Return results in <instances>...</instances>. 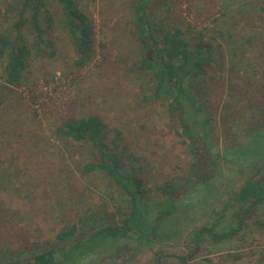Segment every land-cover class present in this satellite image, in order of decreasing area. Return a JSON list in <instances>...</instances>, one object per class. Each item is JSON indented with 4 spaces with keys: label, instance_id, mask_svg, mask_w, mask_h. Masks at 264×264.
Wrapping results in <instances>:
<instances>
[{
    "label": "rangeland",
    "instance_id": "obj_1",
    "mask_svg": "<svg viewBox=\"0 0 264 264\" xmlns=\"http://www.w3.org/2000/svg\"><path fill=\"white\" fill-rule=\"evenodd\" d=\"M137 1L78 0L96 34L95 54L85 66L75 63L56 0L48 5L53 24L43 23L41 16L54 56H30L15 84L4 78L7 58L0 60V261L28 264L36 246L51 242L58 248L57 264H185L181 257L191 264H210L209 259L264 264V204L235 237L219 241L205 233L198 244L195 234L203 226L216 232L238 227L240 188L255 175L264 177V2L147 1L154 21L179 24L187 39L201 37L212 46L207 75L197 88L204 89L210 119L203 126L205 138L222 157L214 166L211 151L197 158L184 143L180 119L170 118L168 99L155 94L152 71L140 67L144 51L134 18ZM17 3L0 0V36L15 37ZM23 30L31 42V21ZM90 114L107 125V144L117 140L126 147V170L143 177L153 215L167 198L159 186L177 184L178 198L162 204L169 216L159 233L143 241L135 234L107 238L96 251L68 257L73 242L119 221L120 210L129 205L105 170H86L100 161L99 151L58 132L70 116ZM73 223L79 224L77 234L59 242L57 234ZM193 249L197 252L189 260Z\"/></svg>",
    "mask_w": 264,
    "mask_h": 264
},
{
    "label": "trees",
    "instance_id": "obj_2",
    "mask_svg": "<svg viewBox=\"0 0 264 264\" xmlns=\"http://www.w3.org/2000/svg\"><path fill=\"white\" fill-rule=\"evenodd\" d=\"M56 1L62 6L63 24L70 32L75 47L78 57L75 63L78 66H85L95 54L94 23L81 8L78 0ZM147 1H137L134 8V18L138 24V35L142 40L144 51L140 67L152 71L155 79V94L168 99L170 118L180 119L179 134L184 143L189 145L193 155L199 158L203 151L206 153L209 150L214 155L208 156L209 161L213 162L214 166H219L221 153L216 151L212 143L205 138L206 132L203 130V126L210 120L205 117L204 108L207 105L202 95L204 89L197 88V81L207 75V67L212 59V46L201 37L198 42L187 39L186 29L179 24L171 26L154 21ZM49 3L50 0H18L17 20L14 22L16 35L12 39L0 36V60L7 58L4 75L6 82L15 84L22 80L27 60L33 54L54 56L55 49L45 37L43 28V23L50 26L54 22V15L48 8ZM262 9L264 11V4ZM41 16L44 18L43 23ZM28 21L32 24L31 42L23 30ZM1 105L0 96V107ZM106 128L107 125L100 115L90 114L85 117L70 116L58 129V132L65 137L77 142H89L99 151L100 161L87 164L86 170L88 172L97 168L105 170L113 182L122 189L129 202L127 211L120 210L119 221L100 225L86 238L73 242L70 251L66 252L68 257L75 252L82 256L96 251L98 245L107 238L121 240L135 234L143 241L159 233L162 223L169 216L166 210L163 211L162 204L165 201H176L178 198L177 184L167 183L159 186L158 189L166 194L167 198L160 203L161 211L159 213L155 211L157 214L153 215L152 207L149 210V189L145 186L143 177L126 170L128 159L125 153L126 147H120L117 140L112 142L113 146L107 144L104 140ZM257 171L259 172L260 169ZM238 202L240 211L236 217L239 226L224 232H216L213 227L203 226L195 233L198 244L202 242L205 233L219 241L238 235L240 227L256 212L257 205L264 204V177L257 178L255 175L249 178L239 190ZM78 229L79 224L73 223L57 234V240L61 243L69 242L77 234ZM46 244L50 247L43 245L42 248L38 245L33 249L32 259L28 264L58 263V248L51 242ZM196 252V249L192 250L188 256L189 260L193 259ZM181 258H184L185 264L188 263V258ZM209 263L214 264L212 259H209ZM0 264L6 263L0 261Z\"/></svg>",
    "mask_w": 264,
    "mask_h": 264
}]
</instances>
